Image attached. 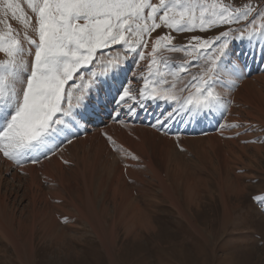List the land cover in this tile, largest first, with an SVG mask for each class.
Returning a JSON list of instances; mask_svg holds the SVG:
<instances>
[{
  "label": "rangeland",
  "instance_id": "obj_1",
  "mask_svg": "<svg viewBox=\"0 0 264 264\" xmlns=\"http://www.w3.org/2000/svg\"><path fill=\"white\" fill-rule=\"evenodd\" d=\"M6 2L8 0H0V18ZM13 2L20 3L24 12L34 17L27 7L28 0ZM224 2L233 3V0ZM235 4L239 6L240 0H235ZM9 22L17 32H23L22 20L13 18ZM4 30L0 25V33ZM220 30L171 31L175 37L172 43L179 47L187 44L188 37L194 34L210 37ZM163 32H169V29L165 28ZM180 54L183 52L160 50L159 63L153 69L170 71L169 60L181 61ZM2 58L3 53H0ZM244 78L246 80L241 84L248 80L253 85L247 91L239 80L234 86L231 84V88H226L223 93L230 101L228 115L219 116L226 120V124L233 122L242 126L236 136L230 133L229 138L205 135L183 137L186 142L176 138L172 141L144 124L131 126L118 122L122 127L117 124L118 128L110 125L104 129L108 134L113 133L110 136L113 141L114 136L118 139L117 144L109 141L106 147L104 139L99 136L100 129L79 138L82 141L76 142V147L68 145L59 150L55 156L53 154L54 159L53 156L50 158L52 160L22 167L29 174L16 172L13 177V172L5 174V170L12 166L1 159L0 209L3 206L9 215L15 216L16 226L12 230L15 237L12 232L11 235L18 241L14 242L5 233L9 225L0 210V264H264V204L252 202L254 196L264 194V69ZM216 90L222 91L218 87ZM142 130L151 131V134L142 137ZM194 138H201L200 143ZM58 159L57 165L54 164ZM89 165L95 166V171L87 195V187H83L82 179L76 173ZM177 165L179 168L176 169ZM52 167L55 171L53 177L46 174L53 170ZM33 176L34 180L31 179ZM62 176L64 179L68 176L66 179L70 182L63 183ZM50 177L52 185H49ZM184 180L194 185L196 194L191 195L192 199L185 190ZM35 182H40L39 188ZM229 184L234 186L233 192H229ZM52 186L53 189L59 187L55 189L60 191L57 190L58 197L62 195L60 200L53 198ZM43 194L49 196V204L42 201ZM124 197L148 213L149 218L142 217L137 224L127 222L123 215L127 204ZM54 204L63 207L65 213H62L67 218L59 217L62 231L54 229L56 238L43 233L39 227L32 232V223L44 222V227L46 218L54 217ZM38 209L46 212V218L35 217ZM101 215L105 219L104 229L99 227L95 231L86 220L94 222ZM20 219L25 224L23 234L17 231ZM27 236L31 239L25 242Z\"/></svg>",
  "mask_w": 264,
  "mask_h": 264
},
{
  "label": "snow or ice",
  "instance_id": "obj_2",
  "mask_svg": "<svg viewBox=\"0 0 264 264\" xmlns=\"http://www.w3.org/2000/svg\"><path fill=\"white\" fill-rule=\"evenodd\" d=\"M27 7L34 17L8 0L0 18L5 29L0 33V154L17 164L32 152L38 153L30 159L33 164L41 156L47 159L113 103L120 108L144 98L176 105L151 125L161 131L180 115L226 110L230 101L217 85L224 75L232 85L244 78L249 55L235 52V40L264 42V0H240L239 6L235 0H28ZM13 18L24 22L22 33L9 22ZM212 29L222 30L210 37L194 34L179 47L172 43L171 31ZM115 45L124 48L123 57L119 52L105 57L103 50ZM163 49L189 57L173 62L171 80L158 67L152 70ZM133 56L147 61L143 90L133 95L120 85L113 94L106 78L115 80ZM128 111L134 114L135 106ZM56 137L63 138L53 143ZM107 139L115 145L111 136Z\"/></svg>",
  "mask_w": 264,
  "mask_h": 264
},
{
  "label": "bare ground",
  "instance_id": "obj_3",
  "mask_svg": "<svg viewBox=\"0 0 264 264\" xmlns=\"http://www.w3.org/2000/svg\"><path fill=\"white\" fill-rule=\"evenodd\" d=\"M244 47L246 48V50H251L252 49V45L250 44V43H245L244 44ZM261 47L262 48H264V42H261ZM252 56H250L249 57V59H252V57H253V54H254V50H252ZM260 61H261V59H260ZM252 62H253V60H252ZM263 66H264V62H263ZM256 77V76H255ZM251 78H254V77H251ZM246 80V79H245ZM251 82L250 81H248L247 80V82L246 83H244V84H241L242 85V87L244 88V89H247L248 87L250 88V86H251ZM253 85V84H252ZM254 87V86H253ZM255 89V88H254ZM239 90H241V89H239ZM247 91H249L248 89H247ZM253 93H255V92H253ZM252 93V94H253ZM251 94V93H250ZM251 94V95H252ZM230 99V98H229ZM250 100V99H249ZM243 101H245V100H243ZM264 101V100H263ZM262 101V102H263ZM253 103V102H252ZM261 103V102H260ZM259 103V104H260ZM257 105V104H256ZM259 108H261V107H259ZM264 108V107H263ZM263 110V109H262ZM264 112V111H263ZM247 113V112H246ZM117 124H115V125H112V126H116ZM117 127V126H116ZM115 127V128H116ZM118 128V127H117ZM116 128V129H117ZM150 130H152V129H150ZM95 134V133H94ZM151 134V131H148V130H142V133H141V135H142V137H147L148 135H150ZM124 136V135H123ZM126 136V135H125ZM213 136V135H212ZM216 136V135H215ZM118 138H119V136H118ZM122 138V137H121ZM149 138V137H148ZM215 138H217V137H215ZM157 139V138H156ZM192 139V138H191ZM201 140V138H194V140ZM214 139V138H213ZM145 140V139H144ZM149 140V139H148ZM155 140V139H154ZM158 140V139H157ZM79 141H82V140H75V141H73V142H71L70 144H72V145H74L75 146V144H77ZM146 141V140H145ZM169 141V140H168ZM77 142V143H76ZM162 142V141H161ZM171 142V141H170ZM186 142V141H185ZM187 142H190V141H187ZM199 142V141H198ZM131 143V142H130ZM133 143V142H132ZM150 143V142H149ZM164 143V142H163ZM200 143V142H199ZM152 144V143H151ZM155 144V143H154ZM166 144V143H165ZM164 144V145H165ZM192 145V144H191ZM199 145V144H198ZM203 145V144H202ZM148 146H149V144H148ZM156 146V145H155ZM168 146V145H167ZM166 145H165V147H167ZM195 146V145H194ZM76 147V146H75ZM137 147V146H136ZM151 147V146H150ZM196 147V146H195ZM202 147V146H201ZM217 147H218V145H217ZM71 148V147H70ZM163 148V147H162ZM155 149V148H154ZM158 149H160V148H158ZM194 149H196V148H194ZM193 149V150H194ZM199 149V148H198ZM202 149V148H201ZM169 150V149H168ZM168 150H167V154H168ZM204 150V149H203ZM160 151H161V149H160ZM159 151V152H160ZM202 151V150H201ZM142 152V151H141ZM140 152V153H141ZM158 152V153H159ZM166 152V151H165ZM171 152V151H170ZM203 152V151H202ZM164 153V152H163ZM176 153V152H175ZM204 153V152H203ZM140 156V155H139ZM180 156V155H179ZM160 157V156H159ZM174 157V156H173ZM172 157V158H173ZM178 157V156H177ZM240 157V156H239ZM55 157H52V159H54ZM168 158H170V160H171V157H168ZM167 158V159H168ZM166 159V158H165ZM237 159H238V157H237ZM243 159V158H242ZM256 159V158H255ZM173 160H175L174 158H173ZM244 160V159H243ZM164 161V160H163ZM167 161V160H166ZM172 161V160H171ZM170 161V162H171ZM178 161V160H177ZM180 161V160H179ZM256 161V160H255ZM165 162V161H164ZM181 162V161H180ZM242 162V161H241ZM56 163H58V161H54V164H56ZM106 163V162H105ZM168 163V162H167ZM182 163V162H181ZM172 164V163H171ZM176 164H179V163H176ZM175 164V165H176ZM185 164V163H184ZM57 165V164H56ZM55 165V166H56ZM173 165H174V163H173ZM112 166V165H111ZM115 166V165H114ZM54 167V166H53ZM53 167H52V169H53ZM58 167V166H57ZM95 167V166H94ZM94 167L92 166L91 167V165H89V167L88 168H81V169H79V172L78 173H76V176H77V174H78V176L77 177H80L81 179H82V182H83V187L85 188V187H87L86 188V190H85V192L87 193V195H88V193H89V191H87V189L90 187V185H92V181L94 180L93 179V171H95V169H94ZM169 167V166H168ZM176 167V169H177V167H178V165L177 166H175ZM179 168V167H178ZM73 169V168H72ZM97 169V168H96ZM116 169V168H115ZM34 171V170H33ZM76 171V170H75ZM118 171V170H117ZM116 171V172H117ZM178 171V170H177ZM225 171V170H224ZM179 172H181V171H179ZM49 174L51 177H53L54 176V173H55V171H54V169L53 170H48L47 172H46V174ZM60 173H62L63 175H64V172L61 170V172ZM74 173V172H73ZM173 173V172H172ZM174 173H176V172H174ZM191 173V172H190ZM47 174V175H48ZM66 174V173H65ZM177 174V173H176ZM181 174V173H180ZM192 174V173H191ZM191 174H189V175H191ZM56 175V174H55ZM71 175V174H70ZM59 177H60V175H58ZM63 177V176H62ZM61 177V181L63 182V183H65V182H70V181H68L66 178L68 177H66L65 179H64V177L62 178ZM176 177H178V175L176 176ZM33 178H35V176H33V177H31V179H33ZM55 178V177H54ZM121 178V177H120ZM179 178H181L182 179V177H181V175H179ZM52 179V178H51ZM178 179V178H177ZM189 179H190V176H189ZM34 180V179H33ZM55 180V179H54ZM1 181V180H0ZM36 181H38V180H36ZM56 181V180H55ZM75 181V180H74ZM183 182V181H182ZM230 182V181H229ZM40 183V182H39ZM39 183H36L35 182V185H36V187H38L39 188ZM58 183V182H57ZM56 183V184H57ZM184 185H185V190L187 191V193L189 194V196L191 197V195H194V194H196V191H195V188H194V185H193V183H192V181H190V183H192V184H189V183H187L185 180H184ZM234 182L233 181H231V184H233ZM71 184V183H70ZM181 184V183H180ZM231 184H229L228 185V190H229V192H231V190L234 188V186L233 185H231ZM235 184V183H234ZM64 185V184H63ZM66 185V184H65ZM65 185H64V187H65ZM67 185H69V183L67 184ZM54 186V185H53ZM53 186H52V192H53V198L55 199V201L56 200H60V198H61V196H59L58 197V191H59V189H55V187H54V189H53ZM126 187V186H125ZM41 188V187H40ZM56 188H59V187H56ZM26 189V188H25ZM31 189V188H30ZM177 189V188H176ZM237 189H239V188H237ZM40 190V189H39ZM62 190V189H61ZM194 190V191H193ZM234 190V189H233ZM233 190H232V192H233ZM43 191V190H42ZM50 191V190H49ZM63 191V190H62ZM121 191V190H120ZM236 191V190H235ZM35 192H37V191H35ZM60 192V191H59ZM78 192V191H77ZM40 193V192H39ZM43 193V192H42ZM79 193V195H82V193H80V191L78 192ZM243 193V192H242ZM34 195H35V193H33ZM32 194V195H33ZM48 194V193H47ZM46 194V195H47ZM63 194V193H62ZM239 194V193H238ZM33 195V196H34ZM46 195H44L43 194V196H44V198L42 199V201L44 202V204H49L50 202H49V196H46ZM122 195V194H121ZM123 195H125V194H123ZM122 195V196H123ZM170 195V194H169ZM36 196H38L37 194H36ZM76 196V195H75ZM199 196V195H198ZM198 196H197V198H198ZM2 197V196H1ZM42 197V196H41ZM171 197V196H170ZM181 197V196H180ZM49 198V199H48ZM75 198H78V197H75ZM125 198V197H124ZM195 198V197H194ZM193 198V199H194ZM3 199V198H2ZM191 199H192V197H191ZM38 200V199H37ZM62 200V199H61ZM125 200H127V204L124 206V217L126 218V220H127V222H136L135 224H137V223H139V222H141V219H142V217H147V218H149V216H147V214L148 213H145L144 211H142L136 204H133V202L128 198H125ZM80 201V200H79ZM181 201H183V200H181ZM74 202V201H73ZM33 203L35 204V201L33 200ZM54 203V202H53ZM70 203V202H69ZM190 203V202H189ZM4 204V203H3ZM74 204H77L76 202L74 203ZM80 204V203H79ZM52 205V204H51ZM78 205V204H77ZM76 205V206H77ZM54 207H55V209H56V211L54 212L55 214H54V217L52 216H47V217H49L48 219L46 218V212L44 211V210H42V209H38L37 210V212H36V216L35 217H37V218H40V217H44V218H46V225H44V227L42 226L43 225V223L42 222H39V223H32V229H30V230H32V232L35 230V229H37L38 230V227L40 228V229H42L43 230V233L44 232H46L49 236H55V233H54V229H56V230H60V231H62L61 229H60V224H59V217L60 218H65V215L62 213V212H64V209H63V207L61 206V205H59V204H54ZM70 209V208H69ZM1 211H2V215L4 216V218H5V222L9 225V230H7V231H5V233L10 237V239H12L14 242H17L18 241V239H17V241L15 240V234H14V232L12 231L13 230V228H14V225H15V221H14V219H15V216L14 215H9L7 212V210H5V208H3V206H2V208L0 209ZM9 210V209H8ZM61 211V213L59 212V211ZM192 210V209H191ZM7 211V212H6ZM56 212H58V214L56 213ZM71 212V211H70ZM73 212V211H72ZM1 213V212H0ZM11 213V212H10ZM13 213V212H12ZM65 213V212H64ZM35 215V214H34ZM48 215V214H47ZM1 217V216H0ZM34 217V218H35ZM58 217V218H57ZM81 217H84V216H81ZM146 218V219H147ZM105 219L103 218V215H101L100 216V219H97V220H95L94 222H91V220L90 219H88V220H86V222H87V224L93 229V230H95V231H98V228L100 227V230L101 229H104L103 228V224H104V221ZM37 221V220H36ZM57 221H58V223H57ZM148 221H150V220H148ZM5 222H4V224H5ZM25 222V221H24ZM1 224V223H0ZM45 224V223H44ZM25 224H23V221L20 219L19 221H18V225H17V231H18V233L19 234H23L24 233V231H23V227L25 228V226H24ZM16 226V225H15ZM147 226H149V223L147 224ZM27 228H28V226H27ZM61 228H64V227H61ZM11 232H12V234L14 235V237L11 235ZM45 233V234H46ZM1 234H3V233H1ZM18 234V235H19ZM61 234V233H60ZM42 235V234H41ZM40 235V236H41ZM47 235V236H48ZM56 235H58V234H56ZM3 236H5L6 237V235L5 234H3ZM41 237H43V236H41ZM40 237V238H41ZM28 238V239H27ZM27 238L24 240L25 242H28L31 238L29 237V236H27ZM45 238H46V236H45ZM55 238H56V236H55ZM45 240V239H44ZM55 240V239H54ZM53 240V241H54ZM61 240V239H60ZM59 240V241H60ZM30 243V242H29ZM28 244V243H27ZM18 245V244H17ZM32 245V244H31ZM23 249V248H22ZM23 252V251H22Z\"/></svg>",
  "mask_w": 264,
  "mask_h": 264
}]
</instances>
